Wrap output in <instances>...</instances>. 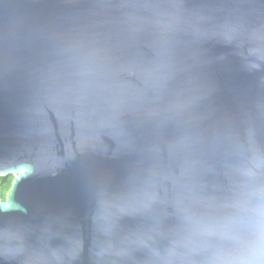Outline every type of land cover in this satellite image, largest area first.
<instances>
[{
    "label": "water",
    "instance_id": "1",
    "mask_svg": "<svg viewBox=\"0 0 264 264\" xmlns=\"http://www.w3.org/2000/svg\"><path fill=\"white\" fill-rule=\"evenodd\" d=\"M0 264H264V0H0Z\"/></svg>",
    "mask_w": 264,
    "mask_h": 264
},
{
    "label": "flooded vegetation",
    "instance_id": "2",
    "mask_svg": "<svg viewBox=\"0 0 264 264\" xmlns=\"http://www.w3.org/2000/svg\"><path fill=\"white\" fill-rule=\"evenodd\" d=\"M13 176L11 174L8 175H0V199L4 200L6 198V193L8 188L10 187Z\"/></svg>",
    "mask_w": 264,
    "mask_h": 264
}]
</instances>
